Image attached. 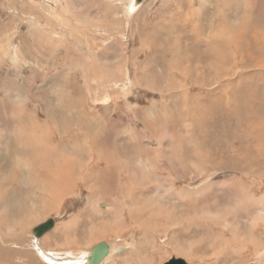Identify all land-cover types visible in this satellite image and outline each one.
Returning <instances> with one entry per match:
<instances>
[{
	"label": "rangeland",
	"instance_id": "obj_1",
	"mask_svg": "<svg viewBox=\"0 0 264 264\" xmlns=\"http://www.w3.org/2000/svg\"><path fill=\"white\" fill-rule=\"evenodd\" d=\"M136 1L130 13L129 0H0V264H12L10 239L40 244L34 264H62L67 230L80 247L65 264L101 241L102 264H264V173L222 153L264 107V46L226 48L220 65L207 51L264 33V0ZM91 150L122 161L124 195L95 194L106 162ZM61 152L78 169L69 187L55 186Z\"/></svg>",
	"mask_w": 264,
	"mask_h": 264
},
{
	"label": "bare ground",
	"instance_id": "obj_2",
	"mask_svg": "<svg viewBox=\"0 0 264 264\" xmlns=\"http://www.w3.org/2000/svg\"><path fill=\"white\" fill-rule=\"evenodd\" d=\"M143 6V5H142ZM137 8V1L136 0H129V9L127 10L128 12L132 13L134 12V10ZM139 12V11H138ZM129 16V15H128ZM264 19V14H263V18ZM261 26H264V23H262ZM252 37V39L250 41H247V43L244 41V38H243V35H240V34H235L234 36L230 37V38H227V39H223V40H217V41H208L207 42V51L209 52L208 53V56H211L213 57L217 63H219V65L221 63H224L223 61L227 60L226 57V53H225V50L226 48H232V50H234L235 52L239 50V48L241 49L242 47H249V46H254L256 47L257 49H262V46H264V33H257L256 35L254 36H250ZM261 38V39H260ZM245 45V46H243ZM226 56V57H225ZM234 57V56H233ZM210 60V59H209ZM231 60V59H230ZM213 66V65H212ZM215 67V66H214ZM221 90H225V89H222L220 88ZM213 92V91H211ZM253 93V92H252ZM253 95V94H252ZM243 99V98H242ZM187 100V99H186ZM245 102V101H244ZM242 103V102H241ZM246 103V102H245ZM243 105V104H242ZM219 107V106H218ZM246 107V106H244ZM200 108V107H199ZM209 108V107H208ZM238 108V107H237ZM242 108V107H240ZM259 108V107H258ZM262 109H260L259 111L257 112H253L251 115H249L250 117L248 118V120H242V121H245V122H242L240 123L237 118H236V121L239 122V123H236L235 126L237 127H242V131L240 132V134H233L234 135V140L237 141V145L238 147H236V150L234 151H231V148L229 147L228 148V151L227 153L226 152H222L224 154H228L229 157H232L234 159L238 158L237 160H240V167L237 168L235 166H233L235 169H241V170H245V171H249V170H253V171H249L250 174H255V175H262L264 172L261 170L260 167V164H264V107H260ZM195 109H196V106H195ZM243 109V108H242ZM193 110V109H192ZM191 110V111H192ZM198 111V110H197ZM201 111V110H200ZM223 111V110H222ZM244 113H247V108L246 110L244 109ZM249 111V110H248ZM209 112V111H208ZM207 112V114H208ZM235 112V111H234ZM190 113V112H189ZM193 113V112H192ZM197 114L200 112H196ZM237 113V112H236ZM235 113V114H236ZM243 113V114H244ZM206 114V115H207ZM215 114V113H214ZM202 115V114H200ZM208 115H212L209 114ZM219 115V113H218ZM239 115L240 112H239ZM247 115V114H246ZM193 116V115H192ZM243 116V115H241ZM241 116H237L238 118L241 119ZM202 117V116H201ZM203 117L205 118V116L203 115ZM202 117V118H203ZM245 117H248V116H245ZM162 118V117H161ZM197 118V117H196ZM200 118V117H199ZM198 118V121L200 120ZM201 118V119H202ZM211 118V117H210ZM254 119V120H253ZM257 119V120H255ZM203 120V119H202ZM229 120V119H228ZM232 120V118H231ZM197 121V122H198ZM208 121V120H207ZM211 122V120H209ZM214 122V120H212ZM223 121V120H222ZM226 121V120H225ZM224 121V122H225ZM233 121V120H232ZM255 121V122H253ZM209 122V124H210ZM217 122V120L215 121ZM231 123H235L234 121L231 122ZM244 123V124H243ZM248 123H251V125L253 127H251V129L248 128L249 124ZM197 124H200V123H197ZM203 124V123H202ZM206 124V123H204ZM208 124V123H207ZM208 124V125H209ZM226 124V123H225ZM248 124V126H247ZM146 125V124H145ZM170 125V124H169ZM228 125V123H227ZM250 125V126H251ZM207 126V125H206ZM229 126V125H228ZM234 126V125H233ZM247 128H245V127ZM196 127V126H195ZM194 127V128H195ZM201 127V126H200ZM199 127V128H200ZM230 127V126H229ZM244 127V128H243ZM217 128V127H216ZM202 129V128H201ZM235 129V128H234ZM239 129V128H238ZM239 129V130H240ZM200 130V129H199ZM198 130V131H199ZM231 130V129H230ZM203 131V130H202ZM210 131V130H209ZM229 132V130H227ZM233 132V130H231ZM230 131V132H231ZM235 131V130H234ZM200 132V131H199ZM207 132V130H206ZM244 132V133H243ZM139 133V132H138ZM207 134V133H206ZM212 135V134H211ZM229 135V133H228ZM210 136V135H209ZM213 136V135H212ZM231 136V135H230ZM241 136V138H240ZM228 137V136H227ZM239 137V139H238ZM226 138V137H225ZM229 138V137H228ZM232 138V136H231ZM207 139V138H206ZM215 140V138H214ZM229 140V139H228ZM227 140V141H228ZM36 141H37V144H38V148L40 149H43V152H45V155H43L45 158H46V161H49L52 159V154H53V151L54 149L52 147H50V145L47 143H45V138H44V135H37L36 136ZM230 141V140H229ZM232 142V141H231ZM226 143V142H225ZM236 143V142H235ZM234 144V143H233ZM208 145V144H207ZM230 145V144H229ZM209 146V145H208ZM228 146V145H226ZM90 148V147H89ZM226 148V147H225ZM39 149V150H40ZM224 149V148H223ZM93 150V149H92ZM92 150L90 151V154H91V158H92V161L94 160V162H98L102 160H105L104 162H106V166L105 168L102 169V172H98L97 174V177L96 179V182H95V186L92 187L94 188V192L95 194H98V196L100 197H111L114 193L115 195H117V197L119 195H124V192H125V188L124 186L127 187L126 184L122 183V178L121 176L119 175L120 173H122V171H125L124 169V165L122 164V161L121 162H114V158H110L108 155L103 157L102 155L101 156H97V158L94 157V154L92 155ZM60 152V151H59ZM42 153V151H41ZM44 154V153H42ZM108 154V153H107ZM62 155L65 156L67 155L66 153L62 152L60 153V155H58V157H56L55 159L58 160V163H57V169H56V176H55V186L59 185V186H62V184H64V187H69L71 183H74V175L76 172H78V169H76V164L73 160V158L69 157L67 158L66 160L62 159ZM55 156V155H54ZM119 157V155H118ZM90 158V160H91ZM117 159V158H116ZM121 159V158H120ZM59 160H63V161H59ZM119 160V159H117ZM81 163V162H80ZM83 163V162H82ZM92 163V162H91ZM232 163V162H231ZM97 164V163H96ZM100 164V163H99ZM89 164H84L83 167L81 169H84V167L86 168ZM259 165V167H255ZM50 166V165H48ZM172 166V164H171ZM44 167V166H43ZM42 167V168H43ZM47 168V167H46ZM95 168V167H94ZM256 168V169H254ZM263 168H264V165H263ZM49 169V167H48ZM80 169V168H79ZM86 169H88L89 173H90V167H87ZM85 169V171H86ZM97 169V168H96ZM100 169V168H99ZM240 170V171H241ZM49 171V170H48ZM101 171V170H100ZM130 171V170H129ZM38 173V171H37ZM127 173V172H126ZM48 174V172H47ZM128 178L132 179V176L131 174L128 172ZM99 175V176H98ZM39 176V175H38ZM46 176V175H45ZM96 176V175H93V176H90L91 179ZM82 177V176H81ZM84 177V176H83ZM86 178V177H84ZM84 183V182H83ZM127 183V182H126ZM77 184V183H76ZM102 184V185H101ZM128 184V183H127ZM50 185V184H49ZM53 185H51L52 187ZM49 187V186H48ZM53 188V187H52ZM71 188V187H70ZM97 189V190H96ZM116 197V198H117ZM126 197L123 199L125 200ZM118 201V200H117ZM103 206L105 207V205L103 204H98V206ZM102 208V207H101ZM117 215V214H116ZM123 215V214H122ZM130 216V215H129ZM55 226V225H54ZM99 243V242H98ZM96 245V244H95ZM94 245V246H95ZM93 246V247H94ZM92 247V248H93ZM91 248V249H92ZM90 249V251H91ZM90 251H89V255H90ZM88 255V256H89ZM110 255V254H109ZM108 255V256H109ZM49 256V255H48ZM88 256H87V261L85 264H88ZM107 256V257H108ZM106 257V258H107ZM47 258V260L51 261V259H49L50 257H45ZM105 258V259H106ZM105 259H103L102 263L105 261ZM32 262V261H31ZM11 263V262H10ZM101 263V264H102Z\"/></svg>",
	"mask_w": 264,
	"mask_h": 264
},
{
	"label": "crops",
	"instance_id": "obj_3",
	"mask_svg": "<svg viewBox=\"0 0 264 264\" xmlns=\"http://www.w3.org/2000/svg\"><path fill=\"white\" fill-rule=\"evenodd\" d=\"M76 212L81 213L80 210H74L70 216H68L66 219L63 220L62 225L64 226V228H68L69 226L72 227V225L78 220L79 216L76 215ZM52 235L50 234V236H46L45 238H43L44 240H42L40 242V243H42V248H45L44 245L52 240ZM73 236H75V237H73ZM62 238H63L62 239V252H61L62 254L60 252L57 253L56 252L57 250H55V252H51L50 249H47L48 250L47 253L60 254L61 259H62V264H65L67 262V260L72 259V255H67V254L75 253L77 251V247H80V246L78 243H76V241H74V240H76V230H74V231L73 230H71V231L67 230L65 232H62ZM12 241H13V239L7 240V242L10 244V246H9V248L6 249L7 252L5 253L6 255L11 256L12 264H16V263H18V264H34V261L28 258V256L30 255L29 251H32L31 248H33V249H35V248L37 249V247L40 248V246H39L40 244L34 243L35 244V246H34V244L33 245L30 243L28 244V243H25L24 241L17 242V243H15V242L12 243ZM1 251H2V248H1ZM47 253H45V254H47ZM57 254H55V255L57 256ZM69 256L71 259H69ZM47 257H49L48 254H47ZM57 258H58V256H57ZM61 259L58 258V260H61Z\"/></svg>",
	"mask_w": 264,
	"mask_h": 264
},
{
	"label": "water",
	"instance_id": "obj_4",
	"mask_svg": "<svg viewBox=\"0 0 264 264\" xmlns=\"http://www.w3.org/2000/svg\"><path fill=\"white\" fill-rule=\"evenodd\" d=\"M140 1V0H138ZM55 225V219L50 218L40 224H38L34 229V235L39 238L49 230H51ZM111 252L110 245L101 241L97 243L90 251V255L88 256V264H101L103 259H105ZM165 264H189L184 259H175L173 261L167 262Z\"/></svg>",
	"mask_w": 264,
	"mask_h": 264
}]
</instances>
